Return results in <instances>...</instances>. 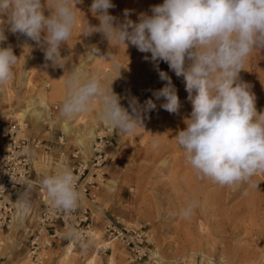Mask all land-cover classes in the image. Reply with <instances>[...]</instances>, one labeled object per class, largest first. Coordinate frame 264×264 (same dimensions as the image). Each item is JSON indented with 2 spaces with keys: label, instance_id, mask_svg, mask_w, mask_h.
<instances>
[{
  "label": "clouds",
  "instance_id": "obj_1",
  "mask_svg": "<svg viewBox=\"0 0 264 264\" xmlns=\"http://www.w3.org/2000/svg\"><path fill=\"white\" fill-rule=\"evenodd\" d=\"M50 4L48 0H0V44L7 40L6 25L9 32L36 42L46 61L63 68L66 58L61 56V47L72 38L77 13L73 0H50ZM114 7L112 0H92L90 12L99 24L93 26L87 21L83 36L101 33L108 42L150 53L159 79L166 82L152 95L155 101L163 99L160 107L170 114L178 113L181 101L171 77L159 69V64L166 63L183 78L192 110L176 140L185 163L200 177L220 186L250 183L257 173L264 172V112H257L256 97L240 78L250 54L264 49V0H163L150 7V14H139L137 21L127 19V12L123 21L117 20L109 12ZM45 8L50 14H45ZM98 51L93 48L90 53L96 56ZM104 57L121 72L114 56L108 53ZM18 62L11 45L0 46V90L14 80ZM112 84L105 86L100 73L70 70L60 116L73 120L98 102L99 122L126 134L144 128L143 115L156 109L155 101L148 99L140 105L134 99L130 113L121 106ZM152 146L157 147L158 141ZM23 151L33 154L28 147ZM39 183L54 209L71 212L79 207L82 194L70 167L58 165ZM30 191L31 184L18 199L25 210ZM196 206L192 200L180 214L189 218ZM66 237L82 239L73 227Z\"/></svg>",
  "mask_w": 264,
  "mask_h": 264
},
{
  "label": "rangeland",
  "instance_id": "obj_2",
  "mask_svg": "<svg viewBox=\"0 0 264 264\" xmlns=\"http://www.w3.org/2000/svg\"><path fill=\"white\" fill-rule=\"evenodd\" d=\"M112 1L117 7L113 16H116L119 21H123L126 18L125 12L128 13L127 19L137 21L139 14H149L151 6L163 3V0ZM82 2L88 3L87 0H82ZM123 2L125 5L123 4L124 7L122 8L123 5L119 6V4ZM84 3L78 4L73 0L72 6L76 10L77 18L82 22L79 24L80 27L74 29L72 38L67 44L61 47V56L66 58L63 68L54 67L51 61H46L42 48L36 42L23 35L9 32L6 25L5 35L7 40L0 44L3 47L11 45L14 53L19 57V62L14 69V80L4 86L3 90H0V117L3 111L7 114L4 125L9 121L18 120L13 116V113L21 100L42 96L43 89L39 86L38 81L40 79H48L51 84L47 87V97L52 105L53 113L51 120L41 122V129L33 133V138L40 142L39 147L34 152L42 151L43 143L51 142L49 146L53 147V149H62L61 151L65 155L63 156L62 164H66V160H68V164H72L74 160L79 161L76 155L79 152L76 136L81 129L97 125L99 126L96 129L98 132L103 130L96 116L99 111L98 102L87 113L76 117L77 126L73 128L76 134H72L68 138L63 128L59 125V119L62 118L59 114V106L67 92L65 79L70 70L80 67L88 73H100L101 80L105 86L113 81V92L120 98L121 105L127 103L128 107L125 109L130 113L132 110L131 101L135 99L140 105H143L148 99L155 101V97L152 95L153 92L162 88L166 83L159 79L158 72L150 61V53H142L132 45L126 47L114 41L108 42L106 39L93 37L96 33L83 36L82 28L87 21L89 24L92 23L90 16H93V14L89 15L85 10ZM49 4L50 0H48V6L51 7V4ZM45 10L46 15L50 14V10L47 8ZM4 19L6 20V17ZM93 48L99 50L95 53L96 56L90 53ZM108 53L119 62L120 68H122L121 72L113 67L111 59L104 57ZM36 56H39V58L31 62L30 59ZM27 61L30 63L27 64ZM29 68H32V70ZM159 69L167 72L171 77L173 85L177 89L181 107L178 113L170 114L160 107L163 99L155 101L156 109L143 115L144 128H138L133 134L115 131L114 136L116 138L109 137L105 132L98 137V141H104L111 146L112 154L108 153L107 149L104 148L108 155L103 167L104 175L96 178L97 188L93 190L94 200L89 204L93 211V227L89 240L91 239L97 246L101 253L100 255L106 257L111 250L103 251L101 245L103 242L104 245L106 243L104 241V224L107 219H115L126 225H135L130 223L135 220L149 230L152 249H158L167 264H191L189 261L191 257L196 258L197 264H204L203 254L213 256L215 263L219 264L221 256L218 253L214 254L213 250L211 251V240L217 241L218 247L221 248L222 236L227 235L226 228L231 220H228L229 215L226 216L225 214L226 217L222 216L220 212L217 213L219 210L212 211L215 206L207 207L208 205L195 207L193 214L189 218H185L180 214L181 210L188 204L181 202L186 197L181 195L180 190L184 184H193L195 182L193 180L195 170L185 163L184 153L178 146L176 136L179 131L186 128V119L190 118L192 106L188 100V93L185 91L183 78L177 77L164 62L159 64ZM29 70L30 72L32 71L30 73L32 81L28 86H23L21 84L23 71L27 72ZM240 78L249 84L251 91L254 93L257 112H264V49L254 50L250 54L244 64V70L240 72ZM59 137H61L60 142L57 141ZM63 139L64 142H62ZM154 140L158 141V146L155 148L152 146ZM67 144L70 148L66 147ZM36 166L38 169L43 167L39 163H36ZM193 170L194 177L192 176V179H190L188 177L189 172L192 173ZM263 173H257L250 183H246L243 192L235 199L227 202L223 207L228 209L235 206L234 204H237V201L240 202L249 193L248 189L250 187L253 188L254 193L257 192L264 195ZM114 180L117 182V188L113 194H109V182ZM214 186L211 184L210 187ZM259 205L262 207L260 211L248 212L244 217L242 214L238 216L241 219L238 220L239 227L242 229L240 238L245 239L244 244H251L250 248L255 253L252 260H250L251 264H261L264 261V204L261 203ZM38 206V198L33 195V201L29 199L27 201L26 210L23 202L17 207L15 222L18 226L17 234L19 236L15 235L14 238H7L0 234V264H21L23 262V255L26 252L23 246L25 241L24 233L29 231L30 234H33L36 232L35 230L38 227L33 225L32 220L39 211ZM207 208L210 209L207 210ZM220 219L223 221H220ZM93 231L95 232L94 234ZM209 233L212 234V237H208ZM235 241L232 240V242ZM81 244L77 245L82 247L83 245ZM64 245L65 243L53 244L54 248L48 252L47 246H44L43 254L47 253L45 264H66L61 262ZM127 249L123 251L126 253H124L123 257H119L117 264H129V260H134ZM86 258L87 253L84 251L77 256L73 264H84ZM250 261H247V263ZM227 262L236 264V262ZM97 264H106L105 258L98 260Z\"/></svg>",
  "mask_w": 264,
  "mask_h": 264
},
{
  "label": "bare ground",
  "instance_id": "obj_3",
  "mask_svg": "<svg viewBox=\"0 0 264 264\" xmlns=\"http://www.w3.org/2000/svg\"><path fill=\"white\" fill-rule=\"evenodd\" d=\"M87 1H88V3L86 4V3L82 2V0H74V2L78 3V4L84 3L85 10L88 12L89 15H92V13L90 12V6L92 4V0H87ZM116 2H121V1L116 0ZM112 3H113V1H112ZM123 4L125 5V3L123 2V3H120L119 6H121ZM160 4H162V3H160ZM124 5L122 6V8L124 7ZM141 6H142V4H141ZM116 9H117V7L109 9L110 14L113 15L115 13ZM122 12H125V11H122ZM45 14H47V13H45ZM90 17L92 18V23L90 25L95 26V25L99 24V20L96 18L95 15L90 16ZM81 22L82 21H80V19L77 18V27H80L79 24ZM93 37L105 39L101 33H99V34L96 33L93 35ZM37 58H39V56L33 57L30 60L32 62L33 60H36ZM29 61H27V64L30 63ZM33 65H35V64H33ZM32 68H33V66H32ZM32 68L31 69L29 68V69L32 70ZM80 69H82V68H80ZM30 70L27 72L23 71V78L21 80V84L23 86H28L30 84V82L32 81V75L30 74L32 71L30 72ZM38 82H39L38 83L39 86H41L43 89L42 96L34 97V98L30 97V98H26L24 100H21V102L19 103L17 108H15L14 113H13V116H15L19 120V122L23 125L24 134H26L27 136H30L33 133V131L40 128L42 125L41 122H45L46 120H51V118H52L53 109H52V105L49 103L48 97H47V92H48L47 87H49L51 83L49 82L48 79H40ZM0 95H1V93H0ZM122 104H123V102H122ZM121 106L124 108L128 107L127 103H124ZM1 115L2 116L0 117V139H1V129L3 128L4 121L7 118V114H5L4 111L1 113ZM75 119H73V120H66L64 118L59 119V125L63 128L64 133H66L68 138L70 137V135L76 134L73 131V128L75 126H77ZM97 127H99V126L95 125V126H92L90 128L81 129L79 131V133H77V136H76V143L79 145V152H77L76 155L78 156V159L83 162V164L85 166L91 165L92 158L94 155V146L93 145H95V143L98 142L97 138L99 136H101L103 132L107 133L109 135V137H112V138L115 137L114 133L116 130L112 129L111 127L101 123V127L103 128V130L101 132H98L96 130ZM62 142H64V139L62 140ZM102 144H103V147L107 149L108 153L112 154L111 146H109L104 141L102 142ZM66 147L70 148V146L68 144ZM37 162H39V164H42L43 167L46 166L47 169L50 168V165L47 164V162H46L45 156H43L42 158L40 157V159L37 160ZM60 163H61V161L56 163L57 166L61 165ZM189 173H188L189 174L188 177H190V179H192V176L194 175L193 174L194 170L192 171V173L191 172H189ZM181 175L183 176V174H181ZM186 179H188V178L186 177ZM193 180H195V182L193 184L187 183L188 185L184 184V186L181 188V190H180L181 195L186 197V199L181 201V202H183L185 204V203H189L192 200H195L197 202L196 208L199 207V205H203V207L205 205L206 206L208 205L207 207L215 206V208H213L212 211L219 210V211H217V213L220 212L222 216H225V214H226V216L229 215L228 220H231V222H229V225L227 226V228L224 225L226 228L227 235H225V236L221 235L222 236V241L220 243L222 245L221 248L218 247L217 241L211 240V242H212L211 243V251L213 250L214 254L218 253L221 256V261L219 264H230L227 261H229L231 263L236 262V264H245V263H247V261L252 260V258L254 257L253 254H255V253H253L254 251L251 250V248H250L251 244H247V243L244 244L245 239L240 238L241 233H242V229H241V227H239L238 220H241V219L238 216H239V214H242L244 217L248 212L253 213V212L260 211L261 210L260 208H262V207L259 204H261V203L264 204V195L258 194L257 192L254 193L253 188L250 187L248 189L249 193L244 197L243 200H240L238 198L240 200V202L237 201V204H234L235 206L229 207L227 209V208H224L223 206L227 202H229V201L235 199L237 196H239L241 194V192H243V189L245 188L244 186H246V183H242V184H239L236 186H231V187L230 186H220L219 184L212 182L208 178L200 177L196 172H195V177L193 178ZM193 180H190V181H193ZM259 180H260V178H259ZM211 184H212V186L213 185H215V186L210 187ZM34 185H35V181L33 182V185H31V189H32V187L34 189ZM109 186H110V189L108 190V192H109V194L110 193L113 194L117 188V182L115 180L110 181ZM19 196H16L13 198L14 199L13 201H15L14 204L17 205V207H19V205L21 203L18 201ZM183 196H180V197L182 198ZM202 209H205V208H202ZM208 209H210V208H207V210ZM32 219H33V216H32ZM221 220L222 219H220V221ZM32 223H33V225H36L38 227L36 230L40 229L39 211L35 214V217L32 220ZM130 223L138 224V222H136L135 220H132ZM221 224H224V223H221ZM213 225H214V223H213ZM217 226H219V225H217ZM220 230H221V227H220ZM17 232H18V226L16 225V223L11 224L9 229H4V228L0 227V234L4 237H7V238H14L15 235L19 236L17 234ZM94 233L95 232L93 231V234ZM213 233H215V232H213ZM30 235H32V234H30L29 231L24 233L25 241L23 243V246L26 249V252L23 255V262L21 264H35L33 262V260H31L32 254H31V251L29 248V237H30ZM223 235H224V233H223ZM41 236L43 238V247L47 246V248H48L47 252L51 251V249H53L54 247L52 246V243L50 242V237H49L48 233L42 232ZM208 237H212V234L209 233ZM232 240H236V241L232 242ZM81 245H83V246L80 247L79 245H77V243H75V241L69 240L63 246V249H62L63 250V257H62L61 262L66 263V264H73V262L76 260L77 256L85 251L87 253V258L85 259L84 264H97V261L102 259V258H105L106 264H117L119 257H121V256L123 257L124 253H126V252H123L126 250L125 245L118 238H112V239H109L106 241L105 247H107L111 250V252L109 254H107L106 257H102L100 255L101 253H100L99 249L97 248V246L93 243V241L91 239L89 240V242H87V243L83 242ZM41 255L45 256V259L47 258V256H46L47 253L43 254V251H42ZM184 256H186V255H184ZM203 257H204V261H205L204 264H216L215 258L213 256L203 254ZM189 261L191 264H197L196 258H194V257H191V260H189ZM129 264H167V263H166L165 258L162 256V254L159 252L158 249H152L150 258H147V259L142 260V261L129 260ZM247 264H251V261L248 262ZM261 264H264V261L261 262Z\"/></svg>",
  "mask_w": 264,
  "mask_h": 264
},
{
  "label": "built area",
  "instance_id": "obj_4",
  "mask_svg": "<svg viewBox=\"0 0 264 264\" xmlns=\"http://www.w3.org/2000/svg\"><path fill=\"white\" fill-rule=\"evenodd\" d=\"M101 139V138H99ZM98 140V138H97ZM98 141L94 145V155L90 166H85L82 161H76L72 166L77 177V188L82 194L79 207L71 212H62L51 206L45 190L40 187L39 177L35 179L39 198L42 202L40 213V229L31 235L30 251L35 264H45L43 251L42 232L48 233L52 245L64 239L69 227L75 228L82 235L77 244L86 242L90 238L93 227V213L89 204L94 200L93 190L97 188L96 178L104 175L103 167L107 161V153ZM40 142L24 134L23 125L19 120L7 122L1 129L0 139V227L9 228L15 222L17 206L14 197L19 196L28 183H33L30 178L33 169V154H25L23 149L28 147L33 153ZM118 238L128 248L134 260L141 261L150 258L151 236L146 226L142 224L126 225L115 219H107L104 226V241ZM103 251L104 242L101 245Z\"/></svg>",
  "mask_w": 264,
  "mask_h": 264
},
{
  "label": "crops",
  "instance_id": "obj_5",
  "mask_svg": "<svg viewBox=\"0 0 264 264\" xmlns=\"http://www.w3.org/2000/svg\"><path fill=\"white\" fill-rule=\"evenodd\" d=\"M39 129H41V127L40 128H38V129H36V130H39ZM35 130V131H36ZM35 131H33V133L35 132ZM33 133L30 135V136H28V137H33ZM61 137H59V139L57 140L58 142H60L61 141V139H60ZM51 144V142L50 143H48V142H45V143H43V149H42V151L41 150H39V152L38 153H35V152H33V161H34V166H33V169H32V171H31V175H30V178L31 179H33V182L35 181V179H37V178H39V177H42V176H44V175H47V174H50V173H52L53 171H55L56 170V168H57V164L56 163H58L59 161H61V163L60 164H62L63 162H62V159H64L63 158V156H64V153H62V149H56V148H54L53 149V147H51V146H49ZM40 151H41V153H40ZM61 153V154H60ZM47 155V156H46ZM62 155V156H61ZM43 156H45V158H46V162H47V164H49L50 165V168L49 169H47V167L45 166L44 168L42 167V168H40V169H38L37 168V166H36V163H39V162H37V160H39L40 159V157L42 158ZM43 160V159H42ZM49 160V161H48ZM66 160V159H65ZM71 160H73V159H71ZM67 161V163L66 164H63V165H68V167H70V168H72V166H73V164H75L76 163V160H74L73 162H72V164H68V160H66ZM46 164V163H45ZM52 165V166H51ZM29 184H31V185H33V183H28L26 186H25V190L28 188V185ZM24 190V191H25ZM33 195H36V197L38 198V203H39V216H40V213H41V209H42V202H41V200H40V198H39V192H38V188H37V186L36 185H34V189H33V187H32V189H31V191H30V194H29V200H31V201H33ZM15 202V201H14ZM14 223H16V222H14ZM13 224V223H12ZM106 224V223H105ZM105 224H104V226H105ZM70 239H68L67 237H65L64 239H61V240H57L54 244L55 245H58V244H62V243H67L68 241H69ZM30 241H31V236L29 237V247H30ZM87 241H89V240H87ZM86 241V242H87ZM127 249V248H126ZM127 251H128V249H127Z\"/></svg>",
  "mask_w": 264,
  "mask_h": 264
}]
</instances>
